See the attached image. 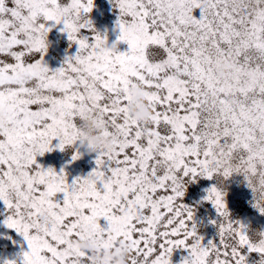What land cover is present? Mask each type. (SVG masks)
<instances>
[{
  "label": "snow or ice",
  "instance_id": "obj_1",
  "mask_svg": "<svg viewBox=\"0 0 264 264\" xmlns=\"http://www.w3.org/2000/svg\"><path fill=\"white\" fill-rule=\"evenodd\" d=\"M109 2L119 10L111 45L88 16L94 0H0V202L27 243L22 264H90L72 244L88 235L112 248L123 240L129 264H172L180 248L181 264H247L245 248L264 256L216 184L204 199L217 239L203 242L182 202L198 177L235 173L264 213V0ZM59 24L77 50L50 69L47 36ZM137 85L153 110L148 128L127 111ZM84 110L107 144L69 182L37 158L76 145Z\"/></svg>",
  "mask_w": 264,
  "mask_h": 264
},
{
  "label": "rangeland",
  "instance_id": "obj_2",
  "mask_svg": "<svg viewBox=\"0 0 264 264\" xmlns=\"http://www.w3.org/2000/svg\"><path fill=\"white\" fill-rule=\"evenodd\" d=\"M118 11L109 0H94V7L88 14L94 30L101 35H106L109 45L116 42L119 35V29L116 26ZM193 14L199 18V9H194ZM62 27V24L52 27L47 36L48 46L44 60L50 69L60 67L65 57L74 55L77 50V46L68 40L67 34L61 31ZM81 34L88 36L89 39L92 38L91 32L87 29H82ZM117 47L120 51H125L127 44L120 42ZM56 143L58 140L53 141V144ZM77 149L82 155L79 159L73 160V152ZM95 157L96 153L88 154L83 149H79L77 142L75 146L66 147L63 151L54 148L37 159L45 168L52 167L57 172L63 169L71 182L75 177L87 176L96 167ZM213 184H216L214 178L198 177L195 182L186 185L185 194L182 197V202L193 209L197 231L204 237V243L217 239V227L211 221L216 220L218 214L211 202L204 199L207 189ZM222 191L225 193L224 199L232 220L239 221L247 229L264 230V213L254 206L253 192L242 174L234 173L225 179ZM9 214L3 202H0V264H5L6 260H14L16 264H22L21 256L23 251H27V243L14 229L5 225L4 221ZM105 223L101 219V224ZM242 253L246 255L247 264H260L261 254L248 252L246 248L242 249ZM186 256L185 249L174 250L171 257L172 264H181Z\"/></svg>",
  "mask_w": 264,
  "mask_h": 264
},
{
  "label": "clouds",
  "instance_id": "obj_3",
  "mask_svg": "<svg viewBox=\"0 0 264 264\" xmlns=\"http://www.w3.org/2000/svg\"><path fill=\"white\" fill-rule=\"evenodd\" d=\"M259 56V54H254ZM227 69H221L223 75ZM127 111L131 117L141 123L145 128L151 126L153 122V110L146 95V89L137 85L131 92V101L127 105ZM77 128L80 132L78 148L86 153L92 154L107 144L103 134V126L98 117L89 110H84L81 114ZM216 185L221 190L224 187V180L220 176L214 178ZM247 229V228H246ZM249 238L257 244L264 243V230L247 229ZM72 244L75 248L84 250L89 254L90 264H129L132 259V251L123 240L119 241L114 248L105 246L98 237L91 235L74 239ZM260 264H264V256H261Z\"/></svg>",
  "mask_w": 264,
  "mask_h": 264
}]
</instances>
